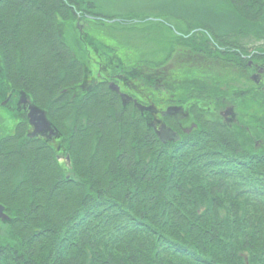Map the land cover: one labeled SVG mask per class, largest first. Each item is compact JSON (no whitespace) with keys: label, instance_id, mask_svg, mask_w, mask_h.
<instances>
[{"label":"trees","instance_id":"trees-1","mask_svg":"<svg viewBox=\"0 0 264 264\" xmlns=\"http://www.w3.org/2000/svg\"><path fill=\"white\" fill-rule=\"evenodd\" d=\"M212 1L221 17L199 7L191 20L264 37V0ZM78 12L81 1L0 0L1 84L45 111L57 133L56 141L31 139L18 124L0 139V204L9 216L0 264H264V147L248 152L245 136L203 119L215 100L213 76L177 80L185 81L175 101L201 111L190 114L194 134L162 144L146 118L153 110L142 105H160L163 62L154 68L98 53L110 58L107 67L120 61L121 91L135 98L143 90L135 105L105 81L88 85L83 62L58 36ZM165 45L166 60L177 45L185 54L204 51L175 33ZM67 141L75 161L69 157L62 179L50 146L67 155Z\"/></svg>","mask_w":264,"mask_h":264},{"label":"rangeland","instance_id":"rangeland-1","mask_svg":"<svg viewBox=\"0 0 264 264\" xmlns=\"http://www.w3.org/2000/svg\"><path fill=\"white\" fill-rule=\"evenodd\" d=\"M81 1L83 13L86 14L85 11H92V13H88V15L98 17L102 20H94L90 19L86 22L87 28L82 29L80 32V41L84 39L85 42L90 44L97 53L100 51L110 50L112 48H116L119 50H125L127 52V57L129 60L133 61H145L149 63L152 67L156 68V63H160L158 61H162L165 57L166 41L169 36V33H173L174 31L185 36L189 35L190 32H199L201 33L199 36H190L192 41L195 44L205 43L206 37L212 38L215 43L220 44L221 47L219 49L224 51L228 45L232 46L234 44H241V49L243 50V54L248 56L250 54H258L255 55L254 61L257 66L264 67V37H261L255 32L250 30H243L242 35H238L236 31H232V29H222L219 27H213L208 24L206 21H195L191 20V16H195L193 14L194 9L202 7V10L206 9V13L208 17H221L222 11H218L217 14L214 13L215 7L217 5L216 1L212 0H72ZM88 6H87V4ZM80 4V3H79ZM90 5V6H89ZM214 6V8H213ZM224 15V14H223ZM109 20H118V22L106 23ZM45 23V22H44ZM218 24H221L220 22ZM72 28V24H70ZM171 26V27H170ZM221 26V25H220ZM207 29L209 32L208 36H204L203 30ZM53 34H56V30L54 25H52ZM81 30V28H80ZM74 31L75 28L71 31L67 32L66 26L62 27L61 35H58L63 41L69 43V45L73 49H77V44L74 40ZM164 31V35L161 33ZM229 31V32H228ZM169 32V33H168ZM174 34V33H173ZM262 34V33H260ZM77 37V34L76 36ZM179 37H182L179 35ZM164 41V42H163ZM83 42V41H82ZM163 42L162 45H160ZM82 45V43H81ZM165 49V50H164ZM179 46H173V50H179ZM114 51V52H117ZM119 54L121 51L118 52ZM178 56V63L176 64V68L182 65L183 62L193 64V59L189 56ZM83 56V55H82ZM260 56V57H259ZM81 57V56H80ZM84 57V56H83ZM92 56H87L86 59H90ZM174 55L172 56V62L175 63ZM102 60V57H100ZM165 62L170 63V60H165ZM214 63L208 65H204L207 72L211 75L218 76L219 80L223 81V85L232 86L234 85L235 79L234 76H239L238 73L234 72V69H228L227 73L224 74L222 69V62L220 63L221 68H217L213 66ZM246 63H243V66ZM166 65L164 69H169L170 66ZM174 65L172 66V68ZM210 67V68H208ZM232 75L234 82L227 81V75ZM240 72V71H239ZM239 77H241L242 81L240 84H237L238 87L241 88V93H243V97L241 101L234 105L233 109L228 111V114L225 117V121L230 123L227 124L221 120L217 115H212L210 113H206L202 111V116L205 121L210 123H219L224 127L229 128L230 130L234 129L238 131L240 128H246V132L243 136H246V151L253 152L254 145L256 142L264 141V89L262 86L264 82L256 86L253 82L250 81V73L241 71ZM0 73H2L0 71ZM169 74L170 70L168 71ZM146 74L150 77V72L147 71ZM145 74V75H146ZM151 81V79H150ZM167 87L166 92L172 94L175 89H173L170 85L165 84ZM6 87H3L1 84L0 78V99L3 100V94L7 95L9 92L5 91ZM155 89V87H154ZM142 89L138 91V97H141ZM235 92V91H233ZM169 95V94H168ZM135 96L136 99H138ZM166 106H170L167 105ZM166 106H159V113L147 114V120L154 121V123L161 120L160 112H166L168 110ZM197 111H201L199 107H196ZM225 111V110H223ZM200 113V112H199ZM221 117V116H220ZM263 120V122H262ZM169 122L174 123V126L179 129V133L186 137V135H190L195 128L192 127V122L189 121L186 115L181 114H173L172 119H168ZM13 120L10 115L6 112L0 110V137L9 133L12 129ZM76 130L73 131V138ZM196 132V131H194ZM194 132L192 134H194ZM191 134V135H192ZM68 137V136H67ZM52 148V159L56 161L60 167V176L62 179L69 178L70 173L64 169L66 167L64 160L62 162L57 161L56 155H60L65 158L71 159V163L74 160V151L71 150V147L68 144V141L65 145L64 152H67V155H64L62 151L56 152L55 149L57 147V142H53L50 146ZM78 156V155H77ZM69 159V161H70ZM73 160V161H72ZM64 166V167H63ZM5 222V221H4ZM8 223L0 222V244L8 241V238H4L7 231Z\"/></svg>","mask_w":264,"mask_h":264},{"label":"flooded vegetation","instance_id":"flooded-vegetation-1","mask_svg":"<svg viewBox=\"0 0 264 264\" xmlns=\"http://www.w3.org/2000/svg\"><path fill=\"white\" fill-rule=\"evenodd\" d=\"M203 32H204V35H207V36L209 35L208 34L209 32L207 30L204 29ZM214 43H215V41H214ZM214 45L216 47L214 49H211L210 48L211 45L209 43L205 42L203 44V47L209 49L208 54L202 52L201 55L196 56L195 54L190 53V54H187V56H189L191 59H193L192 62H205L208 57L212 58V59H214L213 66H215L217 68H221L220 63L221 62L224 63L225 58H226L229 69L230 70L234 69V72L238 73L239 76L242 73L241 71L246 72V73H248V71H251V75L258 72L259 69L256 68V65L252 61L247 62V67L245 69L244 68L242 69L243 61H242V55H241V51H242L241 46H240L241 44H234L232 46L228 45L227 47H225L226 49L224 51H221L219 49V47H221L220 44L215 43ZM227 48L230 51L229 53H226V50H228ZM234 51H236V52H234ZM109 63H110V61H109ZM114 63H115V66L113 68L111 66H109L108 69L111 72H115L116 70H118L120 72L121 69L118 67L119 62L116 61ZM222 66H224V65H222ZM208 68H210V67H208ZM160 70L161 71H158V73H157L158 74L157 76L159 77L157 84H158V88H160V95H161V97H163V95L166 94V89L168 87L165 85V82H163L164 78L168 77L171 79L170 85L173 89H178L179 83L177 80L174 79L173 76H166L165 75L163 78L162 75L164 74V71H166V70H162V68ZM190 70H193V65H191V64H190ZM101 71L106 72L107 69H101ZM205 73H209V72L203 71V74H205ZM229 76L232 77L230 72H229ZM239 76H234L236 85L240 84L242 81L241 77H239ZM193 78H194V76L190 75V80H192ZM213 78H215V80H214L215 84H214L213 93H211V94H212V96H214L215 101L209 105L210 106H216V107H212V108H214V109L218 108L217 112H219V113L221 111L225 110L226 108H232L233 109L234 105L236 104L237 101L235 102L232 99H229L226 101V98H227V95H226L227 90L226 89L231 90V87L229 86V88H225L226 86L224 85L225 91L221 94V93L217 92V90H216V83L219 82L220 80L217 81L216 75H214ZM114 79L117 81L120 79L123 80L121 78V76H119V75H115ZM166 84H168V83L166 82ZM209 88L210 87H206V89H209ZM3 96H4L3 101H1V102L4 104V106L0 105V109L6 110L7 112H9L13 121L15 119L27 120L28 101H26V100L23 101L20 98V96H18L17 94H13L11 92L8 93L7 95L3 94ZM219 106H221V108H219ZM14 122L17 123L19 121H14Z\"/></svg>","mask_w":264,"mask_h":264},{"label":"bare ground","instance_id":"bare-ground-1","mask_svg":"<svg viewBox=\"0 0 264 264\" xmlns=\"http://www.w3.org/2000/svg\"><path fill=\"white\" fill-rule=\"evenodd\" d=\"M59 42L64 46V47H66V48H68V49H72L65 41H63L62 39H60L59 38ZM43 46L44 45H40V48H43ZM57 60H59L60 61V59H57ZM69 64V63H68ZM62 65H63V63H62V61H60V63H56L55 64V66H54V68L55 69H60L61 67H62ZM39 66V65H38ZM38 66L35 68V69H37L38 68ZM27 69H31L30 67H28ZM106 83V86L107 87H109L110 88V86H111V83H109V82H105ZM2 99V98H1ZM0 99V100H1ZM3 101V100H2ZM185 103H187L188 105H189V113L191 114V115H193V116H195V113H196V111H197V108H196V106L191 102V101H184ZM14 121H19V122H17L16 124H15V126H13L12 125V129H11V131L9 132V133H7V134H5L4 135V137L5 136H8V135H11V134H13L14 133V131L16 130V128L17 127H19L18 126V124H25V126H26V133H30L32 136H36V132H35V130H34V128L32 127V126H30L29 125V121H27V120H19V119H15ZM262 122H263V120H262ZM168 126H169V128L171 129V130H175V126H174V123H172V126H171V122H168ZM20 127H22V126H20ZM246 132V128H240L238 131H237V133H238V135L239 136H243V134ZM49 134H51V135H54V134H57L56 133V129L54 128V127H52V125L50 124L49 125ZM246 137V136H245ZM1 138H3V137H0V139ZM35 139H41L40 137H35Z\"/></svg>","mask_w":264,"mask_h":264},{"label":"water","instance_id":"water-1","mask_svg":"<svg viewBox=\"0 0 264 264\" xmlns=\"http://www.w3.org/2000/svg\"><path fill=\"white\" fill-rule=\"evenodd\" d=\"M258 76H253L251 79L255 82H257ZM167 112L162 113V116H164ZM36 121L37 131H47L49 129V125L46 122L45 119H40L38 115L31 116V123H34ZM157 134L161 141L165 142L169 139H177L176 133H174L172 130H170L166 126H161L159 130L157 131ZM0 218L5 219L6 217L3 215V208L0 206Z\"/></svg>","mask_w":264,"mask_h":264}]
</instances>
